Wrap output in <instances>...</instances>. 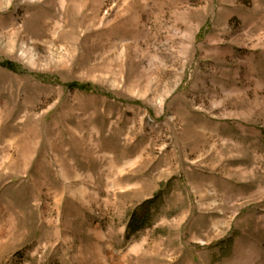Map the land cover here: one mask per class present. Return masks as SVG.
Listing matches in <instances>:
<instances>
[{
    "label": "rangeland",
    "instance_id": "rangeland-1",
    "mask_svg": "<svg viewBox=\"0 0 264 264\" xmlns=\"http://www.w3.org/2000/svg\"><path fill=\"white\" fill-rule=\"evenodd\" d=\"M0 264H264V0H0Z\"/></svg>",
    "mask_w": 264,
    "mask_h": 264
},
{
    "label": "trees",
    "instance_id": "trees-1",
    "mask_svg": "<svg viewBox=\"0 0 264 264\" xmlns=\"http://www.w3.org/2000/svg\"><path fill=\"white\" fill-rule=\"evenodd\" d=\"M146 206H147L146 213L144 215H142L141 218L139 216H137V214H135L132 217V220H131L130 225H129V229H130L131 233H136L140 229L144 228L145 223L147 222L148 217H149L148 213H149L150 209L153 207V201H148L146 203Z\"/></svg>",
    "mask_w": 264,
    "mask_h": 264
}]
</instances>
